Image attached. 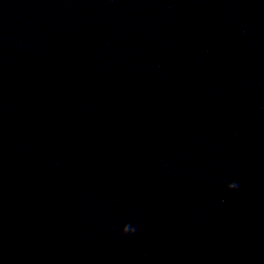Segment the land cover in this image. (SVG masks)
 <instances>
[{"label":"water","instance_id":"obj_1","mask_svg":"<svg viewBox=\"0 0 264 264\" xmlns=\"http://www.w3.org/2000/svg\"><path fill=\"white\" fill-rule=\"evenodd\" d=\"M0 264H264V0H0Z\"/></svg>","mask_w":264,"mask_h":264},{"label":"clouds","instance_id":"obj_2","mask_svg":"<svg viewBox=\"0 0 264 264\" xmlns=\"http://www.w3.org/2000/svg\"><path fill=\"white\" fill-rule=\"evenodd\" d=\"M238 187L237 183H232L230 185V188L233 189V190H236ZM136 230H132V229H128V230H124V231H120V235L121 236H131L135 233Z\"/></svg>","mask_w":264,"mask_h":264}]
</instances>
